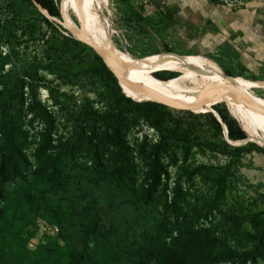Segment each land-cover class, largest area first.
<instances>
[{
  "label": "trees",
  "instance_id": "16d2710c",
  "mask_svg": "<svg viewBox=\"0 0 264 264\" xmlns=\"http://www.w3.org/2000/svg\"><path fill=\"white\" fill-rule=\"evenodd\" d=\"M34 1L50 17L60 18L59 5L57 9L54 0ZM53 24L31 0H0V146L6 147L0 155V202L6 194L9 175L16 172L18 163L26 162V117L47 113L39 102L38 90L46 89L52 105L64 109L65 101L59 99L60 95H53L43 73L62 83L76 77L67 72L73 60L70 48L73 40L69 35H60ZM94 57L98 67L93 73L103 78L109 107L99 113L78 109L66 116L71 123V138L65 156L85 151L89 161L76 163L74 160L65 167L67 173L62 175L65 191L60 192L64 206L56 207L52 218L55 239L45 246L39 257L28 255L19 234L33 225L28 217L37 203L26 196L9 211H3L0 206V264H212L216 258L212 259L207 246L197 245L199 239L189 225L194 214L191 207L195 208V204H189V196L178 181L174 183L171 197L174 236H171L172 231L164 235L167 228L159 220L157 197L150 190L139 192L134 188L130 179L133 154L124 138L127 129L142 118L162 139L175 142L185 151L202 146L219 152L223 147L239 155L264 153V147L250 142L238 147L227 145L222 139L220 123L210 113L207 118L218 143L199 139L187 128L172 124L153 103H136L125 97L113 75L97 56ZM170 71L180 74L179 70ZM85 73L89 71L82 74ZM224 73L233 76L227 71ZM172 75L156 78L165 80ZM218 103L224 104L220 99H213L207 106L210 108ZM219 104L212 109L224 125L227 139L231 142L244 140L246 135L241 127ZM72 115L78 117L75 122ZM153 163L154 169L158 167L156 157ZM45 164V168L56 170L55 163ZM204 169L195 168L191 174L206 173L210 180L217 182V196L221 195L227 183L222 169ZM229 175L226 173L227 177ZM240 236L254 241L250 250L236 252L219 247L215 256L235 259L241 264H255L264 230L253 235L243 231Z\"/></svg>",
  "mask_w": 264,
  "mask_h": 264
},
{
  "label": "rangeland",
  "instance_id": "374dc122",
  "mask_svg": "<svg viewBox=\"0 0 264 264\" xmlns=\"http://www.w3.org/2000/svg\"><path fill=\"white\" fill-rule=\"evenodd\" d=\"M54 1L57 9L59 5L61 14L62 0ZM77 4V0L67 1L69 20L80 33L86 35L89 29L76 13ZM97 6L98 14L91 28L99 37L104 21L106 31L103 42L107 43L109 47L129 55L133 59L169 55L177 61L181 56H190L186 58L183 65L193 73L216 72L214 69L218 67L222 73L224 71L232 73L231 78L234 80L249 82L250 85L244 87L242 94L248 96L251 103L244 106L251 122L256 126H264L262 124L264 122V106L254 100V97L264 100V87L260 86L264 85V74L231 72L213 57L187 53L173 47L168 48L162 42L160 31L153 28L150 23L140 22L137 16L128 9L125 2L97 0ZM48 20L52 24L54 23L52 26L58 30L60 35L70 36L73 40L70 45L73 60L69 63L67 72L71 75L75 74L76 77L67 83H62L51 75L43 73L49 81L47 86L53 90V95H60L59 99L65 101L64 109L59 110L52 105L46 89L38 90L39 102L47 113L43 115L31 114L26 117L24 128L28 137L24 149L26 162L18 163L16 172L9 175L8 183L5 185L7 191L4 199L0 202L3 211H9L26 196L30 198L31 202L37 203L36 209H32L28 217V220L33 221V225L24 228L19 234L23 241L24 251L36 258L39 257L45 246L50 245L55 239L56 229L53 228L52 218L56 207L64 206L60 192L65 191V182L62 177L64 173H67L65 167L74 160L76 163L89 161L85 151L80 154L74 151L68 157L65 156V148L71 138L69 131L71 123L68 122L66 116L69 113H75L78 109H84L85 113H99L109 107V96L103 86V78H99L98 73H93L98 67L94 57L96 55L62 26L61 17L55 19L60 22L59 24L53 19ZM149 49L154 52L148 56L142 55L143 51ZM6 68L7 66L4 67V69ZM170 69L178 70L172 66L168 68V72H156L154 77H165L169 74H174L171 77L178 75L177 72L169 73ZM85 71H89V73L83 75L82 73ZM179 73L181 74L180 71ZM146 75L156 80L148 71H146ZM193 89L183 93L178 99L160 100L168 103L167 105L153 101L136 103L151 102L165 113V117L172 124L187 128L192 135L201 140L218 143L207 118L209 114L207 102L216 99L213 98L215 93L198 88L193 95L183 97ZM143 98L162 99L167 97ZM219 105L226 109L224 104ZM177 108L195 109L196 112ZM226 111L228 112L227 109ZM72 119L75 122L78 117L72 115ZM124 138L127 147L133 154V170L130 174L132 184L139 192L150 190L154 197H157L155 204L160 215L159 220L167 228L164 235H169L170 231L174 229L171 197L174 192V183L178 181L183 191H186L189 196V204L191 206L195 204V208L191 207L194 214L190 218L189 225L194 230L193 235L199 239L196 242L197 245L201 248L208 247L212 259L216 258L212 264H241L235 259L215 256V252L219 247L236 252L248 251L252 248L254 241L241 237V232L246 231L253 235L264 230V153L251 152L234 155L223 147H220L221 151L216 152L202 146H195L185 151L175 142L162 139L142 118L127 129ZM222 139L224 140L223 136ZM237 142L229 141L227 145L234 147L232 145ZM248 142L250 141H246L241 146ZM259 147L263 148V146ZM4 151H6V147L2 144L0 155ZM155 157L158 167L154 169L153 160ZM45 163H55L56 170L52 171L50 167L45 168ZM198 167L205 168L204 170L222 169L227 183L221 195L217 196V182L210 180L206 173L191 174ZM226 173L230 175L227 177ZM55 191L56 193H53ZM174 235L175 232L172 231L171 236ZM192 243L195 244V241ZM258 253L259 257L255 260V264H264V240L258 248Z\"/></svg>",
  "mask_w": 264,
  "mask_h": 264
},
{
  "label": "crops",
  "instance_id": "0c3cea01",
  "mask_svg": "<svg viewBox=\"0 0 264 264\" xmlns=\"http://www.w3.org/2000/svg\"><path fill=\"white\" fill-rule=\"evenodd\" d=\"M113 1L127 3L142 23L160 31L168 48L213 57L231 72L264 74V0H248L236 10L214 0Z\"/></svg>",
  "mask_w": 264,
  "mask_h": 264
},
{
  "label": "bare ground",
  "instance_id": "6f19581e",
  "mask_svg": "<svg viewBox=\"0 0 264 264\" xmlns=\"http://www.w3.org/2000/svg\"><path fill=\"white\" fill-rule=\"evenodd\" d=\"M68 0H62L61 4V21L62 24L75 34V37L79 40H89L94 43L104 54L114 59V66L111 69L112 73L117 77L119 82L132 87L134 90H130L126 87H122L123 92L135 101H160L171 100L168 98L178 99L180 95L193 89L190 93L183 95L188 97L193 95L198 88L206 92H214L213 98H224V105L226 106L229 115L238 123L241 129L246 133L248 139L252 140L258 145L264 144V126H256L248 116L244 105L251 103L249 100L242 99L234 91L242 93L244 87L249 86L250 83L246 81H237L233 78L231 80L224 78L221 74L216 72L209 73H193L190 69L183 64L186 58L190 56H181L178 60H174L169 55L143 57L139 59H133L127 54L121 53L108 46L105 41V24L102 22V28L100 36L92 31L91 25L97 16V0H77L76 13L80 19L86 24L89 31L86 35L80 33L70 22L69 15L66 8ZM89 37V38H88ZM119 61L126 64L124 69ZM177 68L181 74L177 77H173L170 80L160 82L149 78L146 75V71L153 74L158 71H168L170 67ZM220 70V69H219ZM172 72V71H169ZM264 87V85H260ZM248 94V93H247ZM164 96L167 98H143V97H155ZM254 100L261 103L264 106V100L254 97ZM207 111H211L210 108ZM261 123V122H260ZM264 125V122H262ZM224 131V128H223ZM248 134V135H247ZM250 136V137H248ZM229 142V140H227Z\"/></svg>",
  "mask_w": 264,
  "mask_h": 264
},
{
  "label": "water",
  "instance_id": "95a60500",
  "mask_svg": "<svg viewBox=\"0 0 264 264\" xmlns=\"http://www.w3.org/2000/svg\"><path fill=\"white\" fill-rule=\"evenodd\" d=\"M31 2H32V4L34 5V7L42 14V15H44L47 19H53V20H55L54 18H52V17H50L47 13H46V11L44 10V9H42V7L40 6V5H38L34 0H31ZM56 21V23H60L58 20H55ZM62 26H64L63 24H62ZM64 28H66L68 31H70L67 27H65L64 26ZM70 33H72L73 34V32L72 31H70ZM74 35V37H75V34H73ZM89 38V37H88ZM78 39V38H77ZM79 40V39H78ZM79 41H81L87 48H89L100 60H101V62L103 63V65L109 70V72L113 75V77L116 79V82H117V85L120 87V89H121V92L123 93V95L125 96V97H127V98H129L130 100H132V101H134V102H140V101H135V100H133V99H131L130 97H128L127 95H125L124 94V92L122 91V87L124 86V87H126V88H128V89H130V90H134L132 87H129L128 85H125L124 83H122V82H119V80L117 79V77L112 73V71H111V69L113 68V66H114V59H112L111 57H109V56H107L106 54H104L94 43H92L91 41H90V38H89V40H79ZM118 63H120L121 64V66L125 69L126 68V64L125 63H123V62H121V61H119ZM168 72V71H167ZM169 73H172V72H169ZM220 73H221V75L224 77V78H226V79H229V80H231L232 78L231 77H229L228 75H226V74H224V73H222L221 72V70H220ZM156 73H154L153 74V77H154V75H155ZM155 79H156V81H160V82H164V81H167V80H170V79H172L173 77H170V78H168V79H165V80H161V79H158V78H156V77H154ZM234 93H236V95H238L239 97H241L242 99H245V100H250L249 98H248V96H246V95H244V94H242V93H240L239 91H234ZM226 107V106H225ZM177 109H181V110H187V111H191V112H196L195 111V109L194 110H192V109H189V108H177ZM227 109V108H226ZM211 111H208L210 114H212V116L215 118V120L217 121V122H219L220 123V125H221V129H222V136H223V138H224V140L226 141V143L228 142L227 140V137H226V130H225V127H224V125L220 122V119H219V117L217 116V114L212 110V109H210ZM235 121V120H234ZM236 122V121H235ZM237 124V123H236ZM223 128H224V131H223ZM240 128V127H239ZM241 129V128H240ZM242 130V129H241ZM243 131V130H242ZM244 132V131H243ZM245 133V132H244ZM245 135H246V133H245ZM246 141H250V142H253L252 140H250V139H248L247 138V136L245 137V139L244 140H241V141H238L237 142V144H235V145H232V146H234V147H238V146H241V144H243V143H245ZM255 143V142H254ZM256 144V143H255ZM258 146H263L264 147V144H262V145H258Z\"/></svg>",
  "mask_w": 264,
  "mask_h": 264
},
{
  "label": "built area",
  "instance_id": "2783aa9c",
  "mask_svg": "<svg viewBox=\"0 0 264 264\" xmlns=\"http://www.w3.org/2000/svg\"><path fill=\"white\" fill-rule=\"evenodd\" d=\"M218 5H221L229 10H236L243 7L248 0H214ZM261 41L264 43V34L260 37Z\"/></svg>",
  "mask_w": 264,
  "mask_h": 264
}]
</instances>
